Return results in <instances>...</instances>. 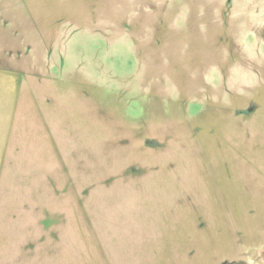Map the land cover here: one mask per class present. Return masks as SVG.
<instances>
[{
	"label": "rangeland",
	"instance_id": "374dc122",
	"mask_svg": "<svg viewBox=\"0 0 264 264\" xmlns=\"http://www.w3.org/2000/svg\"><path fill=\"white\" fill-rule=\"evenodd\" d=\"M0 264H264V0H0Z\"/></svg>",
	"mask_w": 264,
	"mask_h": 264
}]
</instances>
